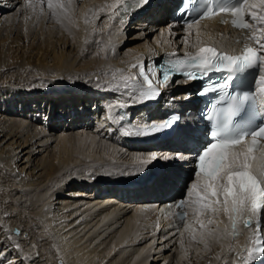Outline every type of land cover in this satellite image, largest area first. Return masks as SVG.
<instances>
[{"label":"bare ground","instance_id":"6f19581e","mask_svg":"<svg viewBox=\"0 0 264 264\" xmlns=\"http://www.w3.org/2000/svg\"><path fill=\"white\" fill-rule=\"evenodd\" d=\"M13 1L0 0V77L4 75L1 101H17L22 93L24 98L28 95L42 104L32 114L20 112L24 115L21 117L0 110V171L5 170L11 181L5 189L0 186V201L9 204L8 211L15 213L5 220L4 210H0V247L1 253L7 250L6 255H11L8 264H190V260L178 259L179 246L175 244L172 250L170 242L174 243L173 230L198 214L214 218L216 230L209 232L197 222L181 230L186 236L189 229L198 227L208 246L193 264H239L247 257L249 252L242 249L247 248L252 235V228H245L243 223L248 203L237 214L236 227L232 228V212L225 211L223 203L202 209L194 198L189 201L191 185L185 192L188 216L184 222L175 217L165 220L170 212L175 216L174 205L161 209L153 205V217L144 223L145 227L141 225L149 214L150 206L145 204L151 200H131L130 196L146 190L161 194L179 191L176 198H180L183 173L176 160L164 163V172L151 186L122 187L117 181L119 176L106 179L100 175L128 165L130 170L145 171L140 163L146 160V166L153 167L160 154L138 147L134 150L140 152L127 151L110 139L116 128L109 126L120 118L114 114V107L125 105V95H131L132 85L140 82L142 65L162 54L194 50L204 41L219 40L206 38L207 33H217L219 37L232 35V31L224 25L218 27L217 19L191 27L177 25L170 20L168 0L157 1L149 8L143 5L139 11L140 7L126 4L132 0H59L63 9L56 7L57 0H53L52 7L48 0ZM17 4L20 10L2 13ZM252 10L246 9L252 25L249 35L264 48V33L260 31L264 24L251 18ZM255 10L264 14L259 6ZM127 31L135 32L132 39L137 42L133 46L122 45ZM86 82H92L93 87ZM167 85L166 91L174 94L176 85ZM75 86L83 91V103L78 106L76 102L74 111H80V115L71 124H55L58 119L66 121L63 107L43 117L39 114V108H47L44 100L53 90H74ZM31 90L40 93H23ZM43 91L48 95L43 97ZM171 104L170 108L176 106ZM148 115L142 114L144 121L150 120ZM93 125L98 131L90 130ZM133 130V125L125 124L118 127L116 135L122 139ZM258 158L254 154L251 159ZM88 188L95 191L88 192ZM26 204L33 207L28 214ZM14 207L17 212L12 210ZM193 208L191 214L189 210ZM16 215L25 219H16ZM15 226L23 231L14 233ZM145 228L148 230L142 232ZM25 234L29 240L23 237ZM144 242V246L139 245ZM14 243L20 245V250L12 246ZM130 246L134 250L129 251ZM43 254L47 262L40 259Z\"/></svg>","mask_w":264,"mask_h":264},{"label":"snow or ice","instance_id":"6c2138e0","mask_svg":"<svg viewBox=\"0 0 264 264\" xmlns=\"http://www.w3.org/2000/svg\"><path fill=\"white\" fill-rule=\"evenodd\" d=\"M148 0H137V4L143 6ZM191 3V0H189ZM49 7L53 6V0H48ZM259 6L260 12L264 13V0H256V3H249V0H243V3L230 9H221V11H230L237 17L233 21L239 27L251 28L252 25L245 23L242 16L246 9L252 8L251 18L257 23L264 24V14H258L255 10ZM56 7L63 9L64 5L57 0ZM212 13V8L209 7L204 15L207 16ZM191 27V25H189ZM264 33V28L260 30ZM258 60L264 61V57H258L257 51L254 48H248L246 54L243 56H231L227 54H218L213 47H200L198 52L187 60H176L173 64L174 69H179L186 63H196L204 68H224L229 69L228 79L231 80V74L235 73L237 69H247L259 66ZM135 66V65H134ZM144 73L141 67V74ZM191 75V74H187ZM170 73L168 70L163 72L162 82L167 84ZM125 80L129 77H124ZM145 81L148 82L149 90L145 93L147 99H153L156 96V90L152 87V81L147 75L144 76ZM259 92L264 94V68H260L259 74ZM228 87L227 84L220 87V91H224ZM207 92V89L202 90L201 94ZM255 95L247 91H232L227 94V105L218 110L215 115L216 129L210 131L209 135L213 142H211L198 156L196 165V176L203 178L191 185L189 194H194L196 203L200 207L208 208L213 204L223 203L225 211L239 213L247 201H252L255 204L257 196H264V188H261L260 182L257 178L247 170L246 163L249 154H251L258 141L257 137H264V126L259 127L258 130H253L250 133L245 130L244 126L234 124L236 118L242 107H244L249 100L253 99ZM210 120L213 117H208ZM174 121H169L163 125H153L152 133L161 131L170 127ZM251 135L252 139L249 146L245 149L244 144L246 137ZM153 159L155 156L153 155ZM147 163V161H142ZM243 169V170H240ZM264 175V173H262ZM222 197V201H221ZM216 209H213L215 211ZM203 227V225H201ZM264 255V248L258 249Z\"/></svg>","mask_w":264,"mask_h":264},{"label":"rangeland","instance_id":"374dc122","mask_svg":"<svg viewBox=\"0 0 264 264\" xmlns=\"http://www.w3.org/2000/svg\"><path fill=\"white\" fill-rule=\"evenodd\" d=\"M13 1V0H12ZM13 3H15V1H13L12 2V4ZM15 5V4H14ZM5 7H8V4H6V6ZM20 4H17L15 7H13V8H6L7 10H4L2 13H5V14H8V13H13L14 11H18V10H20ZM134 33L135 32H130V31H127L126 32V38L123 40V42H122V45L123 46H125V45H128V46H133L134 44H136V42H137V40H134V39H132V36L134 35ZM197 35H199L198 33H197ZM217 35V36H216ZM221 35V34H220ZM205 37L206 38H214V39H219V40H221V42L222 43H224V44H227V45H229L230 43H229V39L228 38H222V36H219L218 37V34L217 33H211V34H209V33H207L206 35H205ZM236 35L234 34L233 35V37H231L232 38V41H234L235 42V39H236ZM230 38V37H229ZM202 38H200V39H198V40H201ZM2 77H4V75L3 76H1L0 77V83H2L4 80V78L2 79ZM7 80H9V78H7ZM17 80V79H16ZM15 80V78H13L12 79V81H14L15 83H19V82H17ZM6 81V80H5ZM30 81V80H29ZM25 82H27L26 80L24 81V82H22V83H25ZM60 82V81H59ZM21 83V84H22ZM87 83V86H90V87H93V84H92V82H86ZM61 84H63V81L61 82ZM72 84H73V82H72ZM70 85H71V83H70ZM76 88L73 90V89H68V88H60V89H55V90H53L52 91V95L50 96V97H48V96H46L47 98L44 100V105H47L46 107L47 108H45V110L44 111H41V109L39 108V114L43 117L44 115H45V113L46 112H53V113H56L61 107H63V110H65L66 112H67V114H66V121L65 122H62V121H60L59 119L58 120H56V122L57 123H55L56 125H64V124H71L72 123V120H74V119H76V118H78V116L80 115L79 114V112L80 111H74L75 109H76V106L78 105V106H80L81 104L80 103H83V98L81 97V95L83 94V91H82V89H80L79 90V87H77V86H75ZM42 92V91H41ZM23 93H25V94H38V93H40V92H38L37 93V91H35V90H31V92L30 91H26V92H23ZM43 93H44V96L43 97H45V95H48L47 93V91H43ZM21 95H19L18 94V99H17V101L16 100H9V104H7V103H5V101H1L2 100V97L0 96V110L1 111H3L4 113H6V114H10V115H15V116H24V115H22V114H20V112H23V114H32L33 113V110H36V108H37V106L38 105H41L42 104V102L40 101V99L38 100V99H32L31 98V96H28V95H25V97L26 98H24L23 97V94L22 93H20ZM76 102L78 103L77 105H76ZM6 105H9V107H7ZM91 105H92V103H91ZM48 106H50V107H52V108H49ZM75 108V109H74ZM47 126V128L49 127V125H46ZM57 129H59V128H57ZM92 132H93V130H94V132H96V131H98L97 129H94V125H93V128L92 129H90ZM100 130V129H99ZM130 157V156H129ZM128 157V158H129ZM168 158H166L165 156H163V155H160L159 154V156H157V159H156V162H158V161H161V162H163V163H166V162H168L169 160H167ZM128 167H129V165L128 166H126V167H123V168H120V169H118V170H115L114 172H108V171H106V172H103L102 174H100L101 176H103V177H106V179L107 178H109V177H111V176H119V177H126V180H127V178L128 179H130V180H128V181H132V180H134V177H138V178H141V177H143L144 175H148L149 174V171L148 170H145V171H140V172H136L135 170H130V169H128ZM0 169H1V166H0ZM149 169H151V168H149ZM3 172V170H1L0 171V181H1V184H0V186H2V188L1 189H5L4 187H5V185H9V183H11V181H9V178H8V176H7V178H6V174H5V170H4V172ZM91 172V171H90ZM4 174V175H3ZM125 180V179H124ZM89 182H91V181H89ZM104 183H107V182H104ZM117 184V183H116ZM88 190V192H94L95 190L94 189H87ZM182 190V189H181ZM188 190V189H187ZM186 190V191H187ZM2 191V190H1ZM0 191V192H1ZM184 192V191H183ZM14 193V192H13ZM182 194V193H181ZM181 194H180V196H181ZM82 198H85V199H88L87 197L88 196H81ZM79 198H80V196H79ZM190 199H189V201L190 200H193L192 198H194V201L196 202V198L194 197V195L193 194H190V197H189ZM19 199V198H18ZM22 200H25V198H23ZM2 205V206H1ZM21 206H22V204H21ZM21 206L20 207H18V209L19 208H21ZM149 206L150 207H148V215H147V218L146 219H144V220H142L141 221V225H143L144 227H145V224L148 222V221H150L151 220V218L153 217V215H154V212H153V209H152V206H153V204H149ZM190 206V205H189ZM193 207L195 206L194 204L192 205ZM191 206V207H192ZM196 206H199V204H196ZM9 207H10V205L9 204H1V201H0V210L1 211H3V216H5L4 218H5V220H7V215H9V214H11V215H15V213L14 212H9L8 210H9ZM26 207H28V209H27V214L29 213V212H31L33 209V207H31V206H29V204H26ZM13 211H15V212H17L18 210L14 207L13 209H12ZM189 211H191V214L193 213V211H194V208L193 209H191V210H189ZM153 214V215H152ZM18 215V214H17ZM17 215L14 217V218H16V219H18V218H20V219H22V220H24L25 218H23L21 215H19L18 216V218H17ZM150 216V217H149ZM198 216V217H197ZM197 216H193V217H191V219L190 220H187L186 222H184L180 227H178L177 229H174L173 231H174V234H175V236L173 237V239H174V243H173V240H172V243L170 242V246H172L171 247V249L173 250H175V246L177 245V246H179V249H176V251L178 252V251H180V252H178L179 254H178V259H181V261L183 262V261H188V260H190L191 262H190V264H193L194 263V261H196V256L197 255H201L202 253H205V249L208 247V246H206V242H205V238H204V236H202L201 235V233H199L198 232V227L197 228H193L192 227V229H189V230H186V231H189V233L187 232L186 233V236H184V234H185V231H183V233H181V230H184V228H186V229H188V228H191L190 226L192 225V224H196V222H197V224L199 225V226H201V225H203V227L205 228V229H209L208 231L210 232H213V231H215L216 230V226H215V220H214V218H212L211 216H207V218L205 219V217H203V216H201V215H197ZM197 217V220L195 219ZM84 218H86V217H84ZM193 219V220H192ZM123 220V219H122ZM147 221V222H146ZM214 221V222H213ZM145 223V224H144ZM35 224V220L34 219H31V225H34ZM175 224H177V223H175ZM142 226V227H143ZM182 227H183V229H182ZM15 228H19L20 230H22L20 227H16L15 226ZM116 228V227H115ZM195 229V230H194ZM148 229H143V231L142 232H144V231H147ZM14 231H15V229H14ZM23 231V230H22ZM36 231H39V229H37L36 228ZM146 233H148V232H146ZM199 233V234H198ZM9 236V235H8ZM25 239H28L29 240V238L27 237V235L25 234L24 236H23ZM203 237V238H202ZM9 238H11V237H9ZM182 238V239H181ZM187 240H188V242H187ZM189 240H192V244H194L193 246H192V244L190 243V241ZM158 241H160V240H158ZM176 241V242H175ZM45 242H47V241H45ZM147 242H144V243H142V244H139L140 246L142 245V246H144L145 244H146ZM173 244V245H172ZM176 244V245H175ZM180 244V245H179ZM185 244H187V246L185 245ZM30 245V244H29ZM139 245H137V246H134V248H137V247H139ZM12 246H15L18 250H20V245H18V244H13ZM190 246V247H189ZM181 247V248H180ZM188 248V249H187ZM203 248H205V249H203ZM1 247H0V264H8L10 261H11V255H6V253H7V250L4 252V253H1ZM128 250L130 251H132V250H134L133 249V247H129L128 248ZM38 250H36V252H37ZM45 258V260H44V262H47V258H46V255L45 254H43L42 256H41V258L40 259H44ZM62 263L64 262V261H61ZM19 263V262H18ZM18 263H15V264H18ZM162 263V262H161ZM48 264H53V262L52 261H48ZM67 264V263H66ZM93 264V263H92Z\"/></svg>","mask_w":264,"mask_h":264}]
</instances>
